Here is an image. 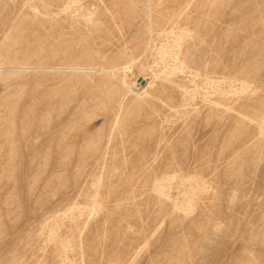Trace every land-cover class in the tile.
I'll use <instances>...</instances> for the list:
<instances>
[{"label": "rangeland", "instance_id": "374dc122", "mask_svg": "<svg viewBox=\"0 0 264 264\" xmlns=\"http://www.w3.org/2000/svg\"><path fill=\"white\" fill-rule=\"evenodd\" d=\"M150 7L183 98L114 64ZM0 264H264V0H0Z\"/></svg>", "mask_w": 264, "mask_h": 264}, {"label": "bare ground", "instance_id": "6f19581e", "mask_svg": "<svg viewBox=\"0 0 264 264\" xmlns=\"http://www.w3.org/2000/svg\"><path fill=\"white\" fill-rule=\"evenodd\" d=\"M82 8H81V10H82ZM151 10H152L151 7H150V9L148 8V10H147L148 15L154 13V12H151ZM187 10H188V7H187ZM187 10H180L178 13H176L173 16H170V15H167V14H164L161 12H155L153 18H151V19L148 18V20H146L145 23L143 21H141V24H139V26L136 27L133 30V32L131 33V37L135 41H133L131 45H125V47H124L125 51H123L120 54L121 58L114 59L115 65H122L123 64V66H124V65L129 63V64H131V66H133V65H135V61L137 62V60L141 57L142 54L148 52L150 58L153 60V63L159 69L158 70H150L151 71V73H150L151 78H145L143 76L141 79L146 80L147 85L151 84L150 80H153V81L159 80V82L161 83L160 87H162V89H161L162 94L164 97H167L169 100H173L176 95L177 96L180 95V98H183V97H181V95L184 94V90H183L184 84L179 79V77H182L185 74H187L186 73L187 67L192 60V58H191L192 51L187 49L184 52L183 51V43L189 39L190 40L193 39L194 33H192L187 28L182 29L179 25L182 20L187 21L188 24L192 23V22H190V21H192V18L190 17V15L186 14ZM188 24H185V25H188ZM146 66H147V64H146ZM141 70H143V69H141ZM120 78H122V79H120L121 80L120 84L118 83L117 86L112 89L111 93H116L117 92L116 90H118L119 88L124 89L125 87L126 88L129 87L125 84V82H123V77L120 76ZM199 79H200V77H199ZM138 82L142 85L145 84V82L143 80H139ZM205 83H207V82L205 81ZM134 87L137 88V83H134L133 88ZM212 88H214L213 85H212ZM212 88H211V91L214 90V89L212 90ZM199 93L197 92V95ZM209 93H210V91L208 92V94ZM120 94H122V93H120ZM205 98H207V97H205ZM140 101H142V100L140 99ZM159 103H161V102H159ZM166 109L168 111L167 107H166Z\"/></svg>", "mask_w": 264, "mask_h": 264}]
</instances>
